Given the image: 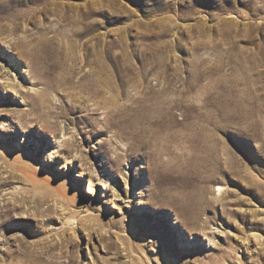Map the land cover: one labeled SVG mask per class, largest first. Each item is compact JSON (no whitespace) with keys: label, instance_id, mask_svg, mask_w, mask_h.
Returning a JSON list of instances; mask_svg holds the SVG:
<instances>
[{"label":"rangeland","instance_id":"374dc122","mask_svg":"<svg viewBox=\"0 0 264 264\" xmlns=\"http://www.w3.org/2000/svg\"><path fill=\"white\" fill-rule=\"evenodd\" d=\"M0 264H264V0H0Z\"/></svg>","mask_w":264,"mask_h":264},{"label":"bare ground","instance_id":"6f19581e","mask_svg":"<svg viewBox=\"0 0 264 264\" xmlns=\"http://www.w3.org/2000/svg\"><path fill=\"white\" fill-rule=\"evenodd\" d=\"M47 51H48V49L44 45V55L48 54ZM27 55H28L27 58L29 59L30 67L31 68H34L35 66L37 67L38 59L41 58L40 53H37V56L36 55H30L29 53ZM102 82L104 83V85L100 86L101 89L97 90L95 92H93V91L91 92L89 90L83 89L87 95L85 94L83 96H80L79 100L87 101L90 103L93 102V103H95V105H100V106L102 105V106H104V108L107 109V112H109L110 108L116 107L115 99L117 98V93H113V91H118L119 87L122 88L124 86V84L119 83L116 87L115 85H113V83L109 82L107 79L102 80ZM107 88H108V91H105V89H107ZM110 92H111V94L107 95Z\"/></svg>","mask_w":264,"mask_h":264}]
</instances>
